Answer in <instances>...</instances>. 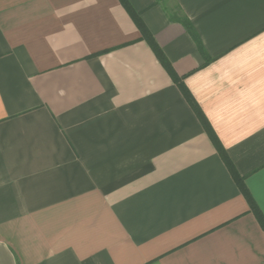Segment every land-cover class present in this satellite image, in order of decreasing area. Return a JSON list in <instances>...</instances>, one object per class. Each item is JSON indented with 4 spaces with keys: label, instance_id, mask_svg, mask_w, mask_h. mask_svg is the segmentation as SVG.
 Segmentation results:
<instances>
[{
    "label": "crops",
    "instance_id": "1",
    "mask_svg": "<svg viewBox=\"0 0 264 264\" xmlns=\"http://www.w3.org/2000/svg\"><path fill=\"white\" fill-rule=\"evenodd\" d=\"M128 0L264 215V0ZM0 264H264V230L119 0H0Z\"/></svg>",
    "mask_w": 264,
    "mask_h": 264
},
{
    "label": "trees",
    "instance_id": "2",
    "mask_svg": "<svg viewBox=\"0 0 264 264\" xmlns=\"http://www.w3.org/2000/svg\"><path fill=\"white\" fill-rule=\"evenodd\" d=\"M121 4L124 6L126 11L129 13L131 16L132 20L134 21L135 25L137 26L138 30L140 31L142 35V39L147 41V43L150 45L152 48L153 52L155 53L156 57L160 61V63L163 65V67L166 69L172 80L179 86L180 90L182 91L184 97L196 113L197 117L199 118L200 122L202 123L206 133L210 137L212 143L214 144L216 150L218 151L220 157L222 158L223 162L225 163L226 167L228 168L230 174L232 175V178L234 179L236 185L238 186L239 190L241 193L244 195L245 199L247 200L251 211L254 213L256 216L260 226L264 230V215L262 214L260 208L256 204L254 198L252 197L250 191L248 190L244 178L238 173L236 170L234 164L232 163L230 157L228 156V153L222 146L221 142L219 141L218 137L216 136L214 130L208 123L207 119L205 118L204 114L198 107V105L195 103L193 100L191 94L189 91L186 89L184 86L182 79L176 74L174 71L171 63L161 50V48L158 46L156 41L154 40L152 34L149 32L147 27L145 26L141 14L138 13L137 11L134 10V8L130 5L128 0H119ZM170 17V20L172 22H177L180 23L184 26L186 31L190 34V36L194 39L196 44L198 45V49L202 54H205L204 47L202 45V42L200 40L199 35L197 34L193 24L191 21L186 18L179 7H175V11L171 13L169 10L167 11Z\"/></svg>",
    "mask_w": 264,
    "mask_h": 264
},
{
    "label": "rangeland",
    "instance_id": "3",
    "mask_svg": "<svg viewBox=\"0 0 264 264\" xmlns=\"http://www.w3.org/2000/svg\"><path fill=\"white\" fill-rule=\"evenodd\" d=\"M165 5L167 6V10H169L171 13L175 11V6L173 5L171 0H165Z\"/></svg>",
    "mask_w": 264,
    "mask_h": 264
}]
</instances>
